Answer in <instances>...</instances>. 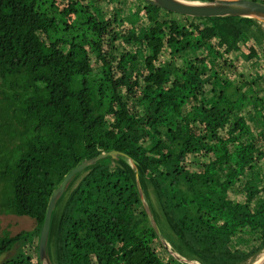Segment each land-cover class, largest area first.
<instances>
[{"label": "trees", "instance_id": "obj_1", "mask_svg": "<svg viewBox=\"0 0 264 264\" xmlns=\"http://www.w3.org/2000/svg\"><path fill=\"white\" fill-rule=\"evenodd\" d=\"M111 150L136 161L171 252L248 264L264 249V27L144 0H0V215L35 223L0 233V264H39L53 191ZM47 256L186 264L159 240L121 158L71 180Z\"/></svg>", "mask_w": 264, "mask_h": 264}, {"label": "water", "instance_id": "obj_2", "mask_svg": "<svg viewBox=\"0 0 264 264\" xmlns=\"http://www.w3.org/2000/svg\"><path fill=\"white\" fill-rule=\"evenodd\" d=\"M146 3L158 7L167 12H171L177 15L186 16L190 18H201V19H209V18H240L247 19L264 27V4L252 1V0H209V1H201V0H144ZM124 159L130 168L134 171V179L136 181L139 195L143 206L146 210L149 221L156 232L159 240L163 243L164 246L167 247L168 251L172 254L174 258L177 260L184 262L186 264H199L197 262L188 261L183 257H179L175 253L170 251L169 246L163 241L160 231L157 225L154 223L152 216L147 207L145 197L142 193L140 185L138 183V173H137V163L134 159L129 157L128 155L111 150V151H100L97 155L83 160L76 167H74L70 172H68L59 186L53 191L49 202L47 204V208L45 211L44 221L41 227L39 240H38V263L39 264H51L49 262L47 256V248H48V239H49V231L52 220L53 211L55 209L56 203L58 199L64 194L66 187L73 180V178L82 173L87 168L95 165L99 161H103L105 159ZM261 255L258 259L259 264H264V249L254 257L248 264H252L258 260L257 257Z\"/></svg>", "mask_w": 264, "mask_h": 264}, {"label": "rangeland", "instance_id": "obj_3", "mask_svg": "<svg viewBox=\"0 0 264 264\" xmlns=\"http://www.w3.org/2000/svg\"><path fill=\"white\" fill-rule=\"evenodd\" d=\"M35 223L33 220L27 217L5 216L0 215V233L7 231L14 235L20 231H30L34 228ZM156 248L159 246H155ZM159 253H162V249L157 248ZM261 257L259 255L256 260Z\"/></svg>", "mask_w": 264, "mask_h": 264}, {"label": "bare ground", "instance_id": "obj_4", "mask_svg": "<svg viewBox=\"0 0 264 264\" xmlns=\"http://www.w3.org/2000/svg\"><path fill=\"white\" fill-rule=\"evenodd\" d=\"M164 237H165V236H164ZM165 238H166V237H165ZM166 239H167V238H166ZM170 241H171V240H170ZM172 242H173V241H172ZM172 242H171V243H172ZM169 244H170V243H169ZM172 244H173V243H172ZM172 244H171V245H172ZM174 245H175V244H174ZM174 248H175V246H174ZM174 248H173V249H174ZM174 250H175V249H174ZM175 251H177V250H175ZM177 252H178V251H177ZM180 255H181V254H180ZM185 256H186V255H185ZM183 257H184V256H183ZM254 257H255V256H254ZM251 258H252V257H251ZM186 259H188V258H186ZM252 260H253V259H252ZM250 261H251V260H250ZM252 264H259V260L256 261V262H254V263H252Z\"/></svg>", "mask_w": 264, "mask_h": 264}]
</instances>
